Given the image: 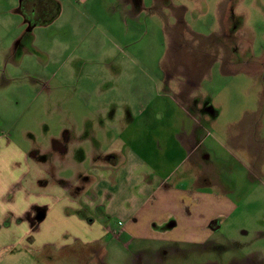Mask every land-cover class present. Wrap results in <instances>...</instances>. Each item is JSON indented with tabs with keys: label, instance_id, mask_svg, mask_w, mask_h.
<instances>
[{
	"label": "rangeland",
	"instance_id": "obj_1",
	"mask_svg": "<svg viewBox=\"0 0 264 264\" xmlns=\"http://www.w3.org/2000/svg\"><path fill=\"white\" fill-rule=\"evenodd\" d=\"M25 1L0 0V264H264V0ZM143 120L201 148L120 236Z\"/></svg>",
	"mask_w": 264,
	"mask_h": 264
},
{
	"label": "crops",
	"instance_id": "obj_2",
	"mask_svg": "<svg viewBox=\"0 0 264 264\" xmlns=\"http://www.w3.org/2000/svg\"><path fill=\"white\" fill-rule=\"evenodd\" d=\"M80 1V0H78ZM29 3V2H27ZM25 5V7L28 8V14H31L32 17H36V15L38 13H41V8L38 7L34 4L33 2L29 3ZM129 3V2H127ZM129 7V6H128ZM127 8V7H126ZM130 9V8H129ZM128 13L133 14V11L128 10ZM135 14V13H134ZM188 84H191V81L188 79ZM98 95L100 96L101 94L98 93ZM152 102H147L146 104V110L144 108L145 112H150V107L152 106L151 104ZM158 114L160 116H162V113L159 112V109L157 110ZM115 118V124H121L124 123L123 121V117L124 114L123 113H117ZM133 120L132 122H130L127 126H135L136 125V121ZM121 126V125H120ZM142 126L147 128V138L150 140L151 142V146H147V143L145 142V140H143L141 137H134L132 140V144H125V148L128 150L127 151V155L125 158L123 157V162L121 164V166L124 165H134L137 167L138 170H140L141 172V179L139 183H135L132 188L137 191L139 190H143L146 189L148 190L147 194H143L141 195V203L139 205L138 208V213L132 212H126V215L124 216L123 220L118 219V217L116 215H114V219L118 220V232L119 235L121 236L122 233H125L129 228H127L129 226V224L131 223V220L135 217L138 216V214L146 209V207H148L151 202H158V201H162L160 198L162 196V194H169L168 192H165L164 189H167L166 186L168 185V183L170 181H172L174 175H175V171H176V167L171 170L169 168H167L166 166V162H168V160H174L176 158L182 159L183 161L186 160L188 157H190L192 154L197 153L198 150L201 148V140L199 139L198 135H197V127L196 124L194 126H187L186 124L183 125V123L180 124V130L178 131H172V127H170L169 125L166 126V128H163L166 130V134H160V130H158V134H152V130H150V128L152 127L150 121L148 120H143L142 121ZM183 126V129H182ZM170 131V132H169ZM156 141V144L154 143V141ZM54 144H56V141H54ZM61 150H64L63 146L61 145ZM43 154V153H41ZM31 158H33V156H30L27 153H24L22 158H20L19 160H21V162H27L28 160H30ZM125 160V162H124ZM164 160V161H163ZM114 166L117 167H112L111 171L114 172V177H116V172H118V168L121 167L118 163V161L115 160ZM110 171V172H111ZM118 174V173H117ZM190 197H192V193H190ZM106 195V194H105ZM86 196L89 199H93L95 201H100L101 200V196L97 195V194H93V193H88L86 194ZM78 197V196H77ZM111 197V196H110ZM82 198V197H81ZM112 200V197H111ZM110 200V201H111ZM176 200L184 202L182 198H176ZM195 200V199H193ZM192 200V203L194 202ZM178 201V202H179ZM177 202V203H178ZM78 203V204H76ZM180 203V202H179ZM73 205L78 206V208H82L83 207V203H82V199L76 198L72 201ZM181 204V203H180ZM184 205L186 206V202H184ZM100 206H102V204H100ZM128 207V205H127ZM132 207V206H130ZM153 207V206H152ZM108 208L105 207L104 210H107ZM130 208H128L129 210ZM126 211V209H125ZM124 214V213H123ZM132 229V228H131ZM252 261L250 258H248L246 261H244L242 264H251Z\"/></svg>",
	"mask_w": 264,
	"mask_h": 264
},
{
	"label": "flooded vegetation",
	"instance_id": "obj_3",
	"mask_svg": "<svg viewBox=\"0 0 264 264\" xmlns=\"http://www.w3.org/2000/svg\"><path fill=\"white\" fill-rule=\"evenodd\" d=\"M30 16H31V15H30ZM55 147H56L57 149H61V145H60L58 142H56Z\"/></svg>",
	"mask_w": 264,
	"mask_h": 264
},
{
	"label": "trees",
	"instance_id": "obj_4",
	"mask_svg": "<svg viewBox=\"0 0 264 264\" xmlns=\"http://www.w3.org/2000/svg\"><path fill=\"white\" fill-rule=\"evenodd\" d=\"M22 2H23V7H24V3L26 2L25 0H22Z\"/></svg>",
	"mask_w": 264,
	"mask_h": 264
}]
</instances>
